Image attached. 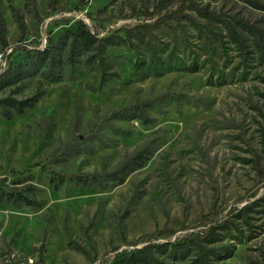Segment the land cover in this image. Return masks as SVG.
Segmentation results:
<instances>
[{"label":"rangeland","instance_id":"374dc122","mask_svg":"<svg viewBox=\"0 0 264 264\" xmlns=\"http://www.w3.org/2000/svg\"><path fill=\"white\" fill-rule=\"evenodd\" d=\"M161 1L0 0V55L13 65L79 21L99 38L137 35L108 49L119 77L98 92L86 54L59 82L40 70L22 92L0 91L45 89L23 115L0 114L2 188L32 177L45 202L0 198V264H109L148 245L153 264H196L197 243L210 264H264V0H167L159 14ZM153 55L172 66L151 70ZM187 239L190 253L174 259Z\"/></svg>","mask_w":264,"mask_h":264},{"label":"trees","instance_id":"16d2710c","mask_svg":"<svg viewBox=\"0 0 264 264\" xmlns=\"http://www.w3.org/2000/svg\"><path fill=\"white\" fill-rule=\"evenodd\" d=\"M167 0H162L161 5L158 7L159 14L162 13L164 6L167 4ZM18 21L19 18L16 14ZM22 20V18H21ZM1 22V20H0ZM23 26V23L21 21ZM140 30L139 27H137ZM137 37L134 34V30H129L121 35L118 32L109 33L106 36L100 37L92 33L87 25L83 21H79L75 30L67 31L62 37L61 42L50 46L45 49H35L33 54L29 51L26 58L13 65L11 53L5 56V59L9 61L10 68L5 71L4 74H0V91L4 90L6 87H15L17 91L22 92L24 88V80L27 78L35 77L38 71L42 70L45 74L46 79L51 82H59L62 77V71L64 70L65 63L67 60L73 66L76 65V58L87 55L86 63L90 66L92 72L94 73V78H96V83H91L88 87L94 91L98 92L102 90L110 81L119 77L118 70L116 68V62L114 56L108 53L109 48L119 47L123 45H133L134 38ZM4 34L0 36L1 42H3V47L6 46L4 39ZM70 38V49L66 50L65 40ZM68 51V58L65 54ZM5 55V54H4ZM173 58L169 57L167 60L163 61L159 57L154 55L151 57L147 66L151 70H156L158 72L160 69L172 66ZM45 94V89L43 87V82L38 81L36 91L32 96L25 98H16L12 95L6 97H0V114L6 119H12L15 115H23L25 111L29 108L35 106L39 99ZM133 119L139 118L142 122H149L144 114L134 115ZM141 159L142 163L146 160L145 157L140 155L138 157ZM78 185L90 186L88 178L77 179L72 177ZM113 180H118L117 176ZM120 181L124 178L120 177ZM65 178L60 175H52L51 185L55 189H58L60 185L65 183ZM22 184L14 187L11 191H6L2 188L0 183V198H4L12 203L25 204L29 206L41 207L44 205V201L38 199L37 194L40 192L38 186L33 183L32 177H29ZM248 208L242 213L247 212ZM217 226L213 227L211 230V237L208 239L209 243H213L216 240L217 235L215 229ZM191 241L187 239L186 241L180 240L174 242L172 247L173 258L178 260L180 257L188 256L193 245ZM197 256L195 259L196 264H210L211 263V253L212 250L208 249L205 245L196 244ZM154 246L148 245L144 248H135L133 251H126L123 253H117L115 258L109 264H153L156 261L154 258Z\"/></svg>","mask_w":264,"mask_h":264},{"label":"built area","instance_id":"2783aa9c","mask_svg":"<svg viewBox=\"0 0 264 264\" xmlns=\"http://www.w3.org/2000/svg\"><path fill=\"white\" fill-rule=\"evenodd\" d=\"M3 56L5 57V55H3V54H2V55H0V58H2L1 60H3Z\"/></svg>","mask_w":264,"mask_h":264}]
</instances>
